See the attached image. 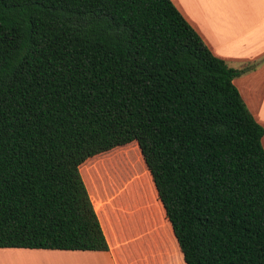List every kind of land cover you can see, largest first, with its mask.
I'll return each instance as SVG.
<instances>
[{"label": "trees", "instance_id": "trees-1", "mask_svg": "<svg viewBox=\"0 0 264 264\" xmlns=\"http://www.w3.org/2000/svg\"><path fill=\"white\" fill-rule=\"evenodd\" d=\"M247 70L172 0H0V248L108 251L79 166L136 142L142 169L127 153L99 171L150 175L185 264H264V128L233 84Z\"/></svg>", "mask_w": 264, "mask_h": 264}, {"label": "crops", "instance_id": "crops-1", "mask_svg": "<svg viewBox=\"0 0 264 264\" xmlns=\"http://www.w3.org/2000/svg\"><path fill=\"white\" fill-rule=\"evenodd\" d=\"M172 3L215 57L233 69H248L233 84L251 115L264 128V0H172ZM261 141L264 148V136ZM108 152L79 166L108 251L0 248V264H15L13 257L59 259L60 264L62 258V264L68 259L67 263L71 264H86V259L91 260L88 264H100L99 261L101 264H185L152 179L151 185L142 182L119 185L121 188L116 189L115 195L96 196L84 169ZM135 185L144 196H129L127 190ZM123 191L128 195L122 194Z\"/></svg>", "mask_w": 264, "mask_h": 264}, {"label": "rangeland", "instance_id": "rangeland-1", "mask_svg": "<svg viewBox=\"0 0 264 264\" xmlns=\"http://www.w3.org/2000/svg\"><path fill=\"white\" fill-rule=\"evenodd\" d=\"M133 151H136L138 153L139 158L133 157V154H132ZM127 153L130 154V159H129L130 165L135 166V168H137V169L139 167L142 169V167L144 166V161H143L142 156L140 155V153L137 150L136 142H133L130 145L118 147V148L111 150L110 152L106 153L105 155H102L98 160L97 159L93 160L92 163H90V165L86 169H84V175L87 178V180L92 184L93 189L95 190L96 196H98V195H100V196L115 195L116 193H118L116 191V189L120 190V188H121L119 185L136 183L135 181H127L125 183L114 181L109 175L105 174L104 172L102 173V171H99L100 168L102 169V167H104V163H107L108 161H111L114 158L124 156ZM90 169L91 170H93V169L97 170L96 171L97 174L95 175L94 173H91V175H90V173H89V175L86 176L85 172L86 171L90 172L91 171ZM136 172H137V170H136ZM146 174L148 176L147 184H149L151 178H150V175H148V173H146ZM137 176H138V174H137ZM138 182L144 183L142 179L138 180ZM150 185H151V183H150ZM127 192H128V194L130 193L128 190H127ZM127 192L123 191L122 194L126 195ZM21 259H24V258H21ZM42 261H44V264H51L48 260H39V259L36 261L35 260L34 261L22 260V262L20 264H22V263L23 264H29V263L37 264L36 262H42ZM17 264H19V263L17 262Z\"/></svg>", "mask_w": 264, "mask_h": 264}, {"label": "bare ground", "instance_id": "bare-ground-1", "mask_svg": "<svg viewBox=\"0 0 264 264\" xmlns=\"http://www.w3.org/2000/svg\"><path fill=\"white\" fill-rule=\"evenodd\" d=\"M10 259V258H9ZM12 260H13V262H15V261H17L19 264L22 262V260H29V261H36V260H38V258L37 259H21V257H13L12 258ZM39 260H45V259H39ZM69 260V259H68ZM67 260V262H69ZM72 259H70V261H71ZM87 260H89V261H87ZM51 264H60V262H59V259H49L48 260ZM62 261H63V258H62ZM62 261H61V264H62ZM83 261H84V259H83ZM3 262H4V260H3ZM17 262L15 263V264H17ZM66 262V264H71V263H67ZM81 262V261H80ZM87 262H91V260L90 259H86V264H88ZM95 262V261H94ZM94 262H92V263H94ZM100 262V264L101 263H103V262H101V261H99ZM6 263H8V262H6ZM5 263V264H6ZM37 264H44V261H42V262H36ZM75 263V262H74ZM84 263V262H83ZM105 263V262H104ZM23 264V263H22ZM29 264H31V263H29ZM63 264H64V262H63ZM78 264V263H77ZM91 264V263H90ZM95 264V263H94ZM107 264V263H106Z\"/></svg>", "mask_w": 264, "mask_h": 264}]
</instances>
